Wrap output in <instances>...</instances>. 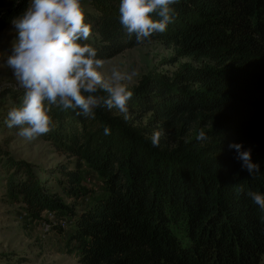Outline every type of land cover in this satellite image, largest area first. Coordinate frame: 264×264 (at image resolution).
<instances>
[{
    "label": "trees",
    "instance_id": "trees-1",
    "mask_svg": "<svg viewBox=\"0 0 264 264\" xmlns=\"http://www.w3.org/2000/svg\"><path fill=\"white\" fill-rule=\"evenodd\" d=\"M28 3L0 0V35ZM88 3L92 34L83 43L98 58L149 44L120 23V0ZM172 7L174 22L150 43L192 62L129 87L130 120L105 107L92 119L54 106L55 126L42 137L69 157L54 168L0 148L4 199L22 203L31 221L47 211L64 219L80 264H264V211L247 195L264 194V0ZM10 94L22 102L23 94ZM158 128L164 135L154 147ZM200 129L206 140L197 139ZM233 143L251 149L260 174L242 169ZM88 171L96 187L86 185Z\"/></svg>",
    "mask_w": 264,
    "mask_h": 264
},
{
    "label": "clouds",
    "instance_id": "clouds-1",
    "mask_svg": "<svg viewBox=\"0 0 264 264\" xmlns=\"http://www.w3.org/2000/svg\"><path fill=\"white\" fill-rule=\"evenodd\" d=\"M178 0H120V23L138 43L151 42L156 33H164L175 20L172 5ZM16 38L11 45L6 64L23 90L22 102L8 111V128H18V135L34 140L54 128L53 107L76 111L85 118H95L101 107L115 110L130 120L128 102L133 96L129 83L140 76L112 67L105 74L106 61L97 57V50L87 41L92 25L87 22L84 0H29L28 6L11 20ZM110 135V129H104ZM164 130L151 135L154 147L160 145ZM208 137L200 129L197 139ZM236 159L253 178L260 174L259 164L253 163L252 151L243 144H230ZM241 191L243 187L241 186ZM247 195L264 211V194L249 191Z\"/></svg>",
    "mask_w": 264,
    "mask_h": 264
},
{
    "label": "rangeland",
    "instance_id": "rangeland-1",
    "mask_svg": "<svg viewBox=\"0 0 264 264\" xmlns=\"http://www.w3.org/2000/svg\"><path fill=\"white\" fill-rule=\"evenodd\" d=\"M86 10H90L88 0H84ZM16 38V30L9 25L0 35V148L14 158L25 160L43 168H54L65 164L69 157L59 153L42 136L26 140L18 135L19 130L8 128L5 121L8 111L19 103L6 92L13 90L23 94L15 81L6 60L11 45ZM189 58H176L172 48L159 42L143 44L129 49L106 61L104 72L110 74L112 67L131 72L138 69L140 76L129 83L137 86L142 78L152 72L172 74L184 65L191 63ZM11 88V89H9ZM0 166V255H5L0 264H80V253L75 243H69L66 229H55L45 233L42 221H31L25 214L22 203L4 199V187L1 180L5 173ZM88 187H96L98 177L91 171L85 173ZM69 203V200H66Z\"/></svg>",
    "mask_w": 264,
    "mask_h": 264
},
{
    "label": "built area",
    "instance_id": "built-area-1",
    "mask_svg": "<svg viewBox=\"0 0 264 264\" xmlns=\"http://www.w3.org/2000/svg\"><path fill=\"white\" fill-rule=\"evenodd\" d=\"M42 224V228L45 233L52 232L55 227H61L62 229H66L68 227V223L64 219H60L55 212L51 211H47L44 214Z\"/></svg>",
    "mask_w": 264,
    "mask_h": 264
}]
</instances>
